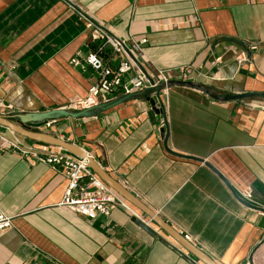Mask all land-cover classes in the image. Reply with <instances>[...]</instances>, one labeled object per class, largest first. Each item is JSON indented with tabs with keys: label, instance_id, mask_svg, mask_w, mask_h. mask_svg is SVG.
Returning a JSON list of instances; mask_svg holds the SVG:
<instances>
[{
	"label": "crops",
	"instance_id": "crops-1",
	"mask_svg": "<svg viewBox=\"0 0 264 264\" xmlns=\"http://www.w3.org/2000/svg\"><path fill=\"white\" fill-rule=\"evenodd\" d=\"M88 20L128 41L151 75L164 70L170 82L193 81L219 96L264 93V0H0L1 114L64 109L87 96L97 76L85 59L100 37ZM221 38L258 48L239 65L242 48L213 47ZM147 94L35 131L73 152L17 135L28 146L90 154L217 264H264V110L250 106L264 101L173 85L162 114ZM68 183L36 156L0 151V211L13 219L0 232V264H205L125 198L157 236L123 208L93 220L71 211L62 205ZM245 190L254 203L239 196Z\"/></svg>",
	"mask_w": 264,
	"mask_h": 264
},
{
	"label": "built area",
	"instance_id": "built-area-1",
	"mask_svg": "<svg viewBox=\"0 0 264 264\" xmlns=\"http://www.w3.org/2000/svg\"><path fill=\"white\" fill-rule=\"evenodd\" d=\"M87 27L97 28L100 32L98 41L92 42L94 48L85 59L86 65L95 72L97 78L90 85L86 97L73 99L64 109L90 110L108 104L118 97L145 90H149L152 97H156L160 87L163 89L156 105L160 109L165 108L162 95L167 96L169 93L170 78L167 72L158 70L156 75H151L140 66L128 41L93 20H88ZM145 42L146 40L142 41ZM248 48L251 52L258 47L251 45ZM235 58L239 65H243L249 60V53L241 49ZM72 62L76 66L82 65L78 58L73 59ZM215 63H222V59L219 57ZM135 68L136 73L131 74ZM181 77L186 78L185 72ZM250 106L264 110V102H252ZM53 122L46 125L49 126ZM0 151H12L22 158L36 156L38 161L58 169L69 181L62 205L75 213L93 220L99 215L109 216L116 208H123L139 217L130 204L92 170L90 160L93 157L88 153L83 157H77L63 150L54 151L28 146L16 133L3 127H0ZM57 166H60V169ZM239 196L248 203H254L253 193L250 190L239 191ZM12 227V217L0 211V232ZM186 238L189 240L188 236Z\"/></svg>",
	"mask_w": 264,
	"mask_h": 264
},
{
	"label": "water",
	"instance_id": "water-1",
	"mask_svg": "<svg viewBox=\"0 0 264 264\" xmlns=\"http://www.w3.org/2000/svg\"><path fill=\"white\" fill-rule=\"evenodd\" d=\"M222 42H229L232 43L238 47H241L242 49L246 50L249 53V56L251 55V52H249V48L240 40L233 39V38H221L214 42V46L218 45ZM173 85H180L185 87H191L195 89H199L200 91L208 94L210 97L217 99V100H223V101H242V100H248V99H260L264 101V93L260 92H253V93H243V94H236V95H224L219 96L215 95L214 92L209 88L206 87L200 83H196L193 81H171L168 86ZM163 89V87H160L158 89V93L156 97H148V101L152 105L153 109L157 113L164 114V108H157V100L160 99V92ZM149 90H145L142 92H134L130 95H126L121 97L115 102H111L108 104H102L96 108L90 109V110H84V111H70L65 109H56L48 112L43 113H24V114H1L0 113V127L9 129L10 131L19 134L23 137H27L29 139H33L39 144L40 146L48 145L44 142H42L40 139H48L49 141H52L53 145L63 147L64 149L68 151H76L77 147L74 145L68 144L66 142L57 140L55 138H49V136H44L42 134H39L35 132L36 130L44 127L49 122L57 121L59 119L70 117L73 119H81V118H92L97 117L103 112L109 110L112 107H115L121 103L130 101L138 96H148ZM162 136L164 137V143L165 147L168 152H171L168 149V134L165 129L161 131ZM173 154V153H172ZM84 154L83 156H85ZM82 156V157H83ZM90 167L95 170V172L108 184L110 185L114 190H116L123 198L131 202L133 205L138 207L140 210H142L144 213H146L155 223H157L164 231H166L171 237H173L179 244H181L183 247H185L191 254H193L195 257H197L199 260H201L205 264H217L215 261H213L210 257H208L205 253H203L201 250H199L196 246H194L191 242H189L185 237H183L180 233H178L176 230H174L172 227H170L166 222H164L160 217L156 216V214L151 211L141 200L137 198L134 194H132L128 189H126L124 186L120 185L118 182L113 180L108 176V174L103 171L93 160V158L90 160ZM132 221L136 223L138 226H140L143 230H145L147 233H149L152 236H157L156 231L149 226L148 223H145L143 220H141L139 217L134 216Z\"/></svg>",
	"mask_w": 264,
	"mask_h": 264
}]
</instances>
